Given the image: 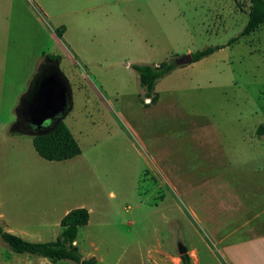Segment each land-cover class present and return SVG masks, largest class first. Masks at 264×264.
I'll list each match as a JSON object with an SVG mask.
<instances>
[{
  "label": "rangeland",
  "instance_id": "374dc122",
  "mask_svg": "<svg viewBox=\"0 0 264 264\" xmlns=\"http://www.w3.org/2000/svg\"><path fill=\"white\" fill-rule=\"evenodd\" d=\"M9 4L0 28L30 33L34 54L65 55L59 67L70 108L62 121L80 154L68 161L38 157L28 135L9 132L18 102L10 103L6 92L0 103L2 229L29 241L54 240L64 209L84 207L89 216L78 227L76 247L98 259L95 264H151L148 257L161 251L169 264H181L179 245L195 249L196 264H229L185 198L198 215L202 208L216 212L219 190L209 189L206 179L216 184L240 172L235 161L249 165L264 156V25L229 42L246 23L247 0ZM55 29H63L60 38ZM215 46L197 61L173 62ZM162 61L174 66L147 93L132 65ZM16 67L18 92L26 90L22 82L32 66L17 57ZM41 258L13 253L0 240V264H44Z\"/></svg>",
  "mask_w": 264,
  "mask_h": 264
},
{
  "label": "crops",
  "instance_id": "0c3cea01",
  "mask_svg": "<svg viewBox=\"0 0 264 264\" xmlns=\"http://www.w3.org/2000/svg\"><path fill=\"white\" fill-rule=\"evenodd\" d=\"M9 3L10 0H4L2 2V9H0V20L3 22H6L5 17L7 15L10 16ZM5 29L6 28L4 27L0 28V103L2 102V99L6 97H4V95L7 92V94L10 93V97L7 99L9 100V98L12 97L10 103L15 104L25 92V90H18L17 92L15 88L16 85L14 77L16 75L15 73L17 72V57L25 61V63L31 64L32 66L30 74L26 75L22 82V84H24V88H27L34 74L42 63L39 62L43 55L45 58L42 61L49 59L47 55L56 56L57 59L49 60H52L53 64L57 66L59 71L61 56L65 55L61 52L59 53L58 51L57 53L47 52L46 54L44 51H41V56L40 54L38 55V52L34 54L32 51V37L30 36L31 40L29 44L28 41H26V38L31 35L30 33L4 31ZM57 30L59 36L56 37L60 38L63 29ZM34 59V65H32ZM60 73L62 74L61 71ZM15 107L16 104L14 108H12L14 113ZM15 122L16 119L9 127V132L28 135L33 148L32 135L27 132L13 130ZM34 152L36 153L35 150ZM36 155L40 157L37 153ZM72 158L73 157L63 160L46 161H68ZM261 158L262 159L250 162L249 165L248 161L246 160L235 161V163L238 164L236 168L240 169V172L231 174L222 179H218L216 184L213 183L214 178L213 180L211 179V183L209 179H206L210 184L209 189L219 190V197L217 198L216 204L218 209L216 212H211L209 211L210 209L207 211L206 208H202V210L199 211L200 214L198 215L195 209H193L191 206L188 195L186 194L185 202L186 206L188 207L189 214L192 218L195 216H200V222L206 226L208 231L212 232L213 236L215 237V243L218 245L221 255L226 261H228L229 264H264V156ZM232 165H234L233 162ZM173 191V193L177 195V192L175 190ZM170 195L171 194L169 193L168 196L171 197ZM174 202H176L175 198ZM68 210L70 209H64L61 216L57 219L58 225L60 218ZM34 236H39V233H35ZM38 240L40 241L42 239H36V241ZM204 242L208 244L207 241ZM73 244L77 245L76 237ZM162 253L164 252L161 251L157 256H149L148 261H150L151 264H169L166 257L167 253ZM185 253H187L189 256L188 264L197 263L196 251L193 247H185ZM81 256L83 257V255ZM88 257H93L95 259L93 255H86L84 258ZM45 259L47 258L42 259V261H46L44 264H56L58 261H64H52ZM96 261H98V259H95L94 264Z\"/></svg>",
  "mask_w": 264,
  "mask_h": 264
},
{
  "label": "trees",
  "instance_id": "16d2710c",
  "mask_svg": "<svg viewBox=\"0 0 264 264\" xmlns=\"http://www.w3.org/2000/svg\"><path fill=\"white\" fill-rule=\"evenodd\" d=\"M247 20L238 36L229 42L236 41L239 37L247 35L261 25H264V0H247ZM59 36L58 30L54 31ZM219 48L205 47L191 52L192 61H197ZM49 59H57L54 55H47ZM174 66L173 63L162 61L157 65L133 64L138 83L147 93L153 91L156 80L167 73ZM263 125L259 131H263ZM32 145L36 153L45 160H63L80 154V148L68 128L61 119L56 120L49 132L32 136ZM88 220V211L84 207H75L68 210L59 220L60 231L54 240L29 241L18 235L10 233L0 226V240L7 250L18 253L44 257L52 261L68 260L75 264H93L92 257L84 258L73 244L77 229ZM181 264L189 263L187 253L178 255Z\"/></svg>",
  "mask_w": 264,
  "mask_h": 264
},
{
  "label": "water",
  "instance_id": "95a60500",
  "mask_svg": "<svg viewBox=\"0 0 264 264\" xmlns=\"http://www.w3.org/2000/svg\"><path fill=\"white\" fill-rule=\"evenodd\" d=\"M173 62L175 65H184L190 63L192 62L191 54L185 53L183 55H180L176 57ZM53 68H55V70L59 74H61L57 66L53 65ZM59 78L60 79L57 80L56 78L43 77L41 76V74L36 73L32 78L29 86L18 100V103L15 107L16 118L18 117V108L22 105V102L26 101L23 110L24 114L26 116H29L31 119H34V121L39 125L43 126L44 124H46L50 118L49 113L52 107L54 106L55 100L57 99L53 92L54 87L57 86L58 88L66 91L67 98L69 101V106L66 108L64 113L58 118V120L61 119L70 108V91L66 78L62 74ZM62 97L63 96L60 95L61 100ZM63 100H65V98ZM50 130H31L27 133L34 136L49 132ZM183 253H185V247L179 245L178 254L181 255Z\"/></svg>",
  "mask_w": 264,
  "mask_h": 264
},
{
  "label": "flooded vegetation",
  "instance_id": "af4514ba",
  "mask_svg": "<svg viewBox=\"0 0 264 264\" xmlns=\"http://www.w3.org/2000/svg\"><path fill=\"white\" fill-rule=\"evenodd\" d=\"M53 62L52 60H44L41 65L39 66L36 73L41 74L43 77H51L56 78L57 80L60 79L61 74H59L55 68H53ZM35 73V74H36ZM34 74V75H35ZM34 77V76H33ZM29 86V85H28ZM27 89V88H26ZM54 95L57 97L55 100L54 106L52 107L50 113H49V120L46 124L39 125L37 124L34 119H31L29 116H26L23 112L25 107V102H22V105L18 108L17 113L18 117L16 118L15 125L22 126L24 128H27L29 130H50L53 127V124L56 120H58L59 116L64 113L66 108L69 106V101L67 98L66 91L58 88L57 86L54 87ZM60 95L63 96L62 100L60 98ZM65 98V100H63Z\"/></svg>",
  "mask_w": 264,
  "mask_h": 264
}]
</instances>
